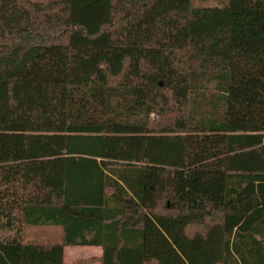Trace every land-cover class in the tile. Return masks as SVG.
<instances>
[{
  "label": "trees",
  "instance_id": "trees-1",
  "mask_svg": "<svg viewBox=\"0 0 264 264\" xmlns=\"http://www.w3.org/2000/svg\"><path fill=\"white\" fill-rule=\"evenodd\" d=\"M222 2L0 0V264H264V0Z\"/></svg>",
  "mask_w": 264,
  "mask_h": 264
},
{
  "label": "rangeland",
  "instance_id": "rangeland-1",
  "mask_svg": "<svg viewBox=\"0 0 264 264\" xmlns=\"http://www.w3.org/2000/svg\"><path fill=\"white\" fill-rule=\"evenodd\" d=\"M47 1V0H41ZM223 0H196V4L203 6L222 5ZM169 120L168 116H159L155 113L151 115L150 121L154 128L165 125ZM63 238L61 226H26L24 229V241H39L43 243H59ZM81 255L82 254H78Z\"/></svg>",
  "mask_w": 264,
  "mask_h": 264
},
{
  "label": "crops",
  "instance_id": "crops-1",
  "mask_svg": "<svg viewBox=\"0 0 264 264\" xmlns=\"http://www.w3.org/2000/svg\"><path fill=\"white\" fill-rule=\"evenodd\" d=\"M35 1H41V0H35ZM49 1V0H47ZM63 239V238H62ZM39 242V241H36ZM62 242V240H61ZM43 243V242H39ZM60 243V242H59ZM43 244H54V243H43ZM104 249L102 246H94V245H88V246H72L68 245L65 247V253H64V261L66 264H72L78 260H88L91 258H101L103 255ZM78 254H82L78 255ZM91 264H102L100 261H97L95 263Z\"/></svg>",
  "mask_w": 264,
  "mask_h": 264
}]
</instances>
